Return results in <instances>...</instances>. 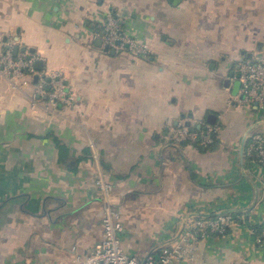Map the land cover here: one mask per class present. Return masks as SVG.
I'll use <instances>...</instances> for the list:
<instances>
[{
    "label": "crops",
    "instance_id": "obj_1",
    "mask_svg": "<svg viewBox=\"0 0 264 264\" xmlns=\"http://www.w3.org/2000/svg\"><path fill=\"white\" fill-rule=\"evenodd\" d=\"M108 11L148 56L104 50ZM0 39L37 57L27 88L0 75V264H80L101 238L99 175L127 256L174 240L194 214L227 213L238 221L194 264H264L252 232L264 165L245 155L264 107L240 103L236 66L264 57V0H0ZM54 72L73 102L33 112ZM187 123L216 127L213 144L172 143Z\"/></svg>",
    "mask_w": 264,
    "mask_h": 264
},
{
    "label": "built area",
    "instance_id": "obj_2",
    "mask_svg": "<svg viewBox=\"0 0 264 264\" xmlns=\"http://www.w3.org/2000/svg\"><path fill=\"white\" fill-rule=\"evenodd\" d=\"M102 23V47L115 51L127 50L138 57L149 55L147 44L127 35L115 13L108 11ZM0 47V75L5 76L14 89L27 88L31 84L32 74L35 73L34 62L37 57L23 50L14 55L13 45L3 43L1 39ZM236 66L241 85L240 103L246 107L253 103L264 107V57L236 60ZM48 79L49 90L44 93L45 101L42 102L37 94H31L30 109L33 112L41 104L46 109H55L59 104L70 105L74 100L68 94L60 73H51ZM216 132L217 128L212 125L200 124L192 127L181 124L172 128L169 138L174 144L189 143L208 147L213 144ZM249 138L251 142L247 147V154L254 155L259 162H264V134L251 135ZM94 184L100 192L103 204L101 238L89 253L81 259L77 258L80 264H194L201 242L210 236L224 233L233 222L232 215L227 213L190 216L174 240L156 245L141 260L129 257L123 252L118 238L122 221L121 211L110 199L113 186L102 175L96 177ZM256 242H260L259 238Z\"/></svg>",
    "mask_w": 264,
    "mask_h": 264
},
{
    "label": "trees",
    "instance_id": "obj_3",
    "mask_svg": "<svg viewBox=\"0 0 264 264\" xmlns=\"http://www.w3.org/2000/svg\"><path fill=\"white\" fill-rule=\"evenodd\" d=\"M242 60H247V59L244 58ZM250 142H251V140L250 139H247L246 145H245V148H246L245 155H246V157L249 158L250 160L254 161L257 164L264 165V162H259L254 155H248L247 154V147H248V145H249ZM55 143H56V146L60 149V151H62L63 150V147L61 146V144L59 143V141L55 140ZM232 217H233V221L234 222H232L231 224L235 223L236 220L238 221L236 215L232 214ZM229 227L226 229V231L224 233L219 234V235H213V236H223V235H225L227 233ZM263 229H264V221L262 223H260V224L254 225L252 227L253 234H255V236H257V238H259V240H260V242H257L258 244L261 243L263 241V239H264ZM210 237H212V236H210Z\"/></svg>",
    "mask_w": 264,
    "mask_h": 264
},
{
    "label": "water",
    "instance_id": "obj_4",
    "mask_svg": "<svg viewBox=\"0 0 264 264\" xmlns=\"http://www.w3.org/2000/svg\"><path fill=\"white\" fill-rule=\"evenodd\" d=\"M97 44L100 45L99 42H98ZM104 50L107 51L108 49L105 48ZM16 52H17V48L14 49V55L16 54ZM109 52H110V53H114V49H110ZM36 68H37L38 70L41 68V63H40V62H37V63H36ZM254 105H257V103H254ZM188 125H189V124L187 123V126H188ZM244 140H245V139H244ZM194 216H196V217H201V216H212V215H207V214H205V215H202V214H194ZM186 220H187V218H185V219H183V220L181 221L180 228H179L178 233L176 234V237L179 235L180 231L182 230V228H183V226H184Z\"/></svg>",
    "mask_w": 264,
    "mask_h": 264
},
{
    "label": "rangeland",
    "instance_id": "obj_5",
    "mask_svg": "<svg viewBox=\"0 0 264 264\" xmlns=\"http://www.w3.org/2000/svg\"><path fill=\"white\" fill-rule=\"evenodd\" d=\"M232 215V214H231ZM234 222V221H233ZM253 232V231H252ZM130 257V256H129Z\"/></svg>",
    "mask_w": 264,
    "mask_h": 264
}]
</instances>
